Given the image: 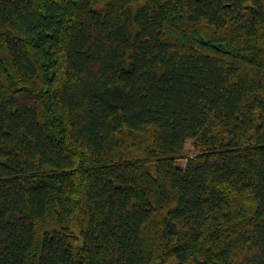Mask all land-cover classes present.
<instances>
[{
    "label": "trees",
    "instance_id": "16d2710c",
    "mask_svg": "<svg viewBox=\"0 0 264 264\" xmlns=\"http://www.w3.org/2000/svg\"><path fill=\"white\" fill-rule=\"evenodd\" d=\"M0 264H264V0H0Z\"/></svg>",
    "mask_w": 264,
    "mask_h": 264
},
{
    "label": "rangeland",
    "instance_id": "374dc122",
    "mask_svg": "<svg viewBox=\"0 0 264 264\" xmlns=\"http://www.w3.org/2000/svg\"><path fill=\"white\" fill-rule=\"evenodd\" d=\"M195 155L196 154L193 149L192 142L188 141L184 147V152H183L184 158L179 162V164H181L182 167H185L187 159L194 158Z\"/></svg>",
    "mask_w": 264,
    "mask_h": 264
}]
</instances>
